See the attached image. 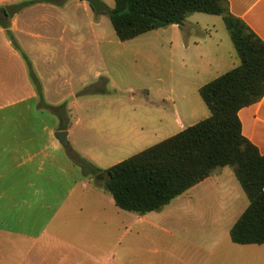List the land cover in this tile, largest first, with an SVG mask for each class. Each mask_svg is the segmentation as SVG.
Listing matches in <instances>:
<instances>
[{"label":"crops","instance_id":"crops-1","mask_svg":"<svg viewBox=\"0 0 264 264\" xmlns=\"http://www.w3.org/2000/svg\"><path fill=\"white\" fill-rule=\"evenodd\" d=\"M55 1L0 0V264H264V245L232 242L250 203L229 168L144 216L119 209L106 188L123 148L162 143L210 117L200 89L241 63L230 35L199 13L155 30L165 34L177 128H125L116 111L110 124L83 125L79 102L91 99L76 70L95 64L83 54L125 52L130 41L109 33L102 0L101 13L83 0ZM227 1L264 42V0ZM21 4L12 20L1 13ZM238 115L264 156V98ZM78 158L100 172L86 173Z\"/></svg>","mask_w":264,"mask_h":264},{"label":"trees","instance_id":"trees-1","mask_svg":"<svg viewBox=\"0 0 264 264\" xmlns=\"http://www.w3.org/2000/svg\"><path fill=\"white\" fill-rule=\"evenodd\" d=\"M198 13L223 18L240 65L200 89L209 118L107 170L106 188L119 209L144 216L229 168L250 203L231 230L232 242L264 245V156L243 136L238 115L264 98V42L231 14L227 0H115L110 21L128 42ZM77 164L100 172L83 159Z\"/></svg>","mask_w":264,"mask_h":264},{"label":"rangeland","instance_id":"rangeland-1","mask_svg":"<svg viewBox=\"0 0 264 264\" xmlns=\"http://www.w3.org/2000/svg\"><path fill=\"white\" fill-rule=\"evenodd\" d=\"M102 2L105 6L103 19L109 33L115 34L110 21L115 1L102 0ZM198 16L206 18V21L201 19L198 21L215 25L221 36H229L222 17L202 14ZM164 41L165 34L154 31L125 43L128 47L125 52L121 49H113L107 54L94 51L91 52L92 54L89 52L83 54V61L88 57L89 61L95 63L76 70L78 91L91 99V101L79 102L77 114L82 119L83 125L97 123L100 127L104 126L109 121L112 122V113L116 111L124 116L121 121L125 128H146V131H152L153 128H177L173 121L175 107L171 101L174 96L170 94L168 66L165 50L162 48ZM82 77L85 80L80 82ZM201 102L204 112L210 114L205 103ZM104 114L107 115L105 119ZM106 117H108L107 121ZM184 123L189 125L188 122L184 121ZM172 133H175L174 129ZM159 143L160 140L153 139L138 146H127L123 148L122 159H130Z\"/></svg>","mask_w":264,"mask_h":264},{"label":"water","instance_id":"water-1","mask_svg":"<svg viewBox=\"0 0 264 264\" xmlns=\"http://www.w3.org/2000/svg\"><path fill=\"white\" fill-rule=\"evenodd\" d=\"M83 1H85L90 6H92V8L96 13H101L104 11V6L100 0H83ZM24 7L25 5L21 4L16 6H5L4 9L6 11V15L9 17V19L12 20L18 13H20L24 9ZM55 137L60 141L61 144L64 145L67 143V133L60 132L56 134Z\"/></svg>","mask_w":264,"mask_h":264}]
</instances>
